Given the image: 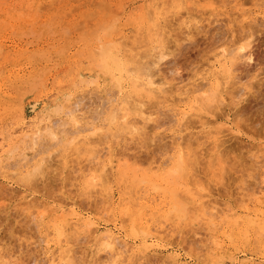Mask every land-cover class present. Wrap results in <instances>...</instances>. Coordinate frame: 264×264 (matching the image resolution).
<instances>
[{"label": "rangeland", "instance_id": "obj_1", "mask_svg": "<svg viewBox=\"0 0 264 264\" xmlns=\"http://www.w3.org/2000/svg\"><path fill=\"white\" fill-rule=\"evenodd\" d=\"M158 2L159 0H0V137L10 129L11 131L16 129L15 134L22 133L19 127L23 115L27 118L29 125L32 124L30 128L26 129L28 134L33 137L36 136L37 142L33 149L29 145L25 149L26 151H23L28 157L23 159L20 156V158L15 156L12 159V162L17 160V166L13 168V171L19 172V175L17 174L7 180L0 177V186L2 185L0 192L5 191L2 192L3 194L0 193V264H59V253L56 245L49 247L45 244L47 239H52V244L55 242L57 238L55 222L57 220L48 222L47 217L42 218V215L40 216L43 212L40 209L45 207L47 213L44 214L49 215L52 209L58 208L65 202L71 205L74 201L78 203L83 201L86 207L91 206L92 209L89 207L91 216L104 225L106 222L107 228L117 229L118 225V228H123L124 234H131L134 229L137 236L132 235L131 241L125 247L119 245L115 250L113 248L116 246H106L102 241L96 240V236H99L106 228L91 234L92 236L87 232L75 233L76 236H73L76 237V244L74 242L73 246L75 248L74 261L70 263L68 260L66 264H117L116 262L118 264H172L165 257L171 254V250L174 252L180 247L184 255L205 264H231L233 258L238 261L248 258H257V261H260L258 258H264V238L261 239L262 241L259 240L257 233H254L256 228L252 229L248 223L242 222L238 223L240 226L235 223L228 228H220L221 230L218 229L215 233L210 221L204 217L205 214H200L203 210L197 209L196 211L199 213H196L195 209L191 210L193 206L189 203V199L185 198L187 195L185 187L180 184L177 185L174 178L171 177V180L165 177L170 170L169 168L173 167V162L177 160L173 157L176 148L165 153L161 149L159 150V148L177 144L181 140L184 141L183 145L187 144V153L190 155L189 161L192 159L194 161V165L189 164V169L192 166L195 168L191 170L197 169L196 175L189 170L188 181L192 185L189 184V186L191 188L197 187L195 184L200 178L199 183L204 185V188L201 184L198 188H201L199 190H202V194L206 196L209 194L208 197L211 200L207 203L209 211H214L213 208L218 212L227 211L230 206L243 216L246 206L251 209L264 210V0H171L165 6H158ZM257 17L258 19H256ZM155 23L159 25L157 27L162 28L163 34H165L166 29L167 38L162 36V42L166 39L161 46L160 42L158 44L159 39L154 37ZM236 24L239 26L237 27ZM110 27L112 28L110 29ZM166 27H169L168 30ZM234 29H236L235 34L231 32ZM121 34L126 35V38L120 39L122 44L128 47L126 53L134 54H131L132 57L128 55L130 58L128 65L130 64L131 70H135L131 66L135 67L136 63H138V69L145 64L147 66L145 65L144 68L147 70L149 67L155 66L149 70V74L152 71L149 78L154 80V84L148 87L150 92L146 93L148 90L141 92L140 88L134 89L131 79L136 78V73L133 72L129 76L124 75L120 86L111 79L110 75L104 74L98 66L101 59V48L106 46L110 40L119 39ZM136 37L138 39L140 37V41H136ZM125 42L126 44H124ZM234 42H236V47L246 44L248 50L254 54V62L248 64L242 56H238L241 54L235 55L232 58L234 61L232 66L237 65L238 67H235L232 77L228 79L232 84L237 80L235 84L232 85L228 82L231 84L227 85L226 92H228H225L226 94L218 101L209 102L212 104L211 109H191L192 100L198 99L200 96L197 94L196 97V93H203L208 89L212 90L215 86V80H213L215 74L211 72L214 69L212 66L215 62L214 58L220 53L221 48H235ZM134 48L135 51H133ZM164 48H169L166 49L168 52ZM142 50L143 52H141ZM159 50L161 52L158 53ZM135 55L137 56L135 57ZM134 57L135 59L132 61ZM143 72L140 73L142 76L139 81L144 80L145 71ZM203 73L205 74L203 75ZM81 78H97L98 81L95 84L85 85L79 81ZM159 82L160 84H158ZM203 84L204 87L201 86ZM145 88L147 89V87ZM158 91L160 95L165 94L164 97L158 95ZM128 94L131 96L129 97ZM69 95L71 98L68 99ZM123 97H128L127 100L129 99L130 102L126 103L129 109L123 108L126 106V104L124 105L125 101H121L124 99ZM166 97L167 99H164ZM139 99L142 101H138ZM56 104L68 105L70 106H67L68 109H71L72 112L69 111L64 114L62 111V114L52 115L51 120L44 121L40 126L45 127L47 123H50L58 135L59 130H64L62 134H68L66 140L72 137L77 139L75 148L68 147L62 142L56 143V140L45 134V128L41 131L42 138L40 137V139L38 136L40 131H37L38 126L32 121L42 114H46ZM138 104L140 106L142 104L143 107L136 108L139 107ZM125 110L128 112V116L126 115L128 119L124 123L134 124L132 128L137 133L139 132L138 134L133 132L134 129L129 130L130 126L126 128V125L122 124L124 120L123 111ZM113 111L118 113V123L115 124H111L109 119ZM208 111L210 114H207ZM201 116H204L203 119L209 123L204 122ZM68 117L75 118L78 126L81 127L76 126L77 124L74 125ZM77 118L81 119L78 120ZM148 118L149 123L146 122ZM154 118L156 124H160L159 126L154 124ZM52 120L53 122H51ZM140 120L143 123H140ZM161 120L164 122L162 123ZM151 121L154 122V125ZM85 123L86 126L87 124L90 125L85 127ZM221 123H226L228 128L230 125L231 129H225L226 126H222ZM143 124L145 127L149 125L146 127L148 129H145ZM121 125L125 127V130ZM150 125L153 126V130L150 129ZM155 125L158 128L154 127ZM77 127L82 128V130L78 129L79 133L76 132ZM96 128L98 129L96 130ZM65 129L68 133L65 132ZM73 130L75 131L73 132ZM117 130L118 133L121 132L120 134L117 133L118 136L116 135ZM209 130L214 132L210 133ZM96 131H99L98 133L101 135L97 134ZM130 131H132L131 135H129ZM91 132L98 136L92 134V137ZM218 133L219 136H221L220 134L222 136L219 137ZM62 134L59 141L60 138L62 139ZM106 134L108 140H106ZM190 134L191 137L188 136ZM30 138H28V142H30ZM39 141L41 142L39 143ZM218 142L222 143V148ZM43 145L47 150L43 148ZM191 145L195 147L196 151ZM83 147L92 151L88 152ZM57 150L59 151L57 152ZM191 150L195 152L193 153ZM108 152H111L112 157V154L115 153L118 155L121 153L129 154L132 156H130L132 160L130 159L127 163L121 162L122 164L119 161H113V165H111L110 160L106 158V156L108 159L111 158L108 156ZM34 153L38 155L34 156ZM92 154L94 155L92 156ZM148 155L151 160L148 162L149 166L148 163H145L146 165L142 163V165L135 160ZM29 156H34L30 159L33 160L30 161L32 164L28 161ZM191 157H197L199 160L196 159L197 161H195V158ZM42 158L46 160H44L45 169H43L45 176L42 172V175L36 179L38 181L32 182L30 179H25L33 165L36 162L40 163ZM153 158H157L154 164H152ZM23 161H27L25 165L28 167L24 165ZM163 161L167 164L166 169L169 170L160 175V171H155V169ZM101 165L110 167L108 169L110 178H107L111 183H104V185L102 183L104 179L101 178L102 181L101 179L96 181V187V185L90 184V177H92L91 173L94 172L92 170L96 166L102 167ZM69 167L71 168L69 169ZM151 167L155 169H151ZM123 169L125 175L122 173ZM156 175L158 176L155 177ZM142 176L150 182H139L137 178L140 177L141 179ZM19 178L20 180H18ZM142 186L141 191L147 197L144 199L145 201L156 197L152 204L150 202L151 205L148 203V207L146 205L144 207V200H134L136 191ZM258 187L262 189H258ZM256 194L258 195L255 197ZM183 197L187 207H191H188L187 211L180 212V202L183 204L181 199ZM57 198H62V200ZM253 198L255 199L254 202ZM121 199L123 200L121 201ZM90 203L92 204L90 205ZM38 204L45 205L39 206ZM49 204L53 205V208ZM152 208L157 210L152 211ZM86 209L88 210V208ZM126 209H129L127 214ZM133 212V217L138 218L136 223H133L134 218L131 216ZM145 213L152 218L151 222L168 225L169 234L163 243L169 244V250L164 252L151 250L147 253H140V246L145 244L140 237L141 233L146 230L147 223H143V225L139 217ZM49 232L51 233L50 236L46 237ZM39 238H42V241ZM215 240L219 241L222 246H216ZM129 259L134 262L137 260V262H131ZM60 264L62 263L60 262Z\"/></svg>", "mask_w": 264, "mask_h": 264}, {"label": "bare ground", "instance_id": "obj_2", "mask_svg": "<svg viewBox=\"0 0 264 264\" xmlns=\"http://www.w3.org/2000/svg\"><path fill=\"white\" fill-rule=\"evenodd\" d=\"M171 0H159V2H158V6H161V5H166L168 2H170ZM38 5V4H37ZM40 5H41V3H40ZM169 5V4H168ZM167 5V6H168ZM155 8V7H154ZM173 9H174V7H173ZM237 9V8H236ZM106 11V10H105ZM158 12V11H157ZM244 12V11H243ZM246 13L248 12V11H245ZM107 13V12H106ZM231 13V12H230ZM248 13H250V12H248ZM161 14V13H160ZM191 14V13H190ZM190 14H189V16H190ZM244 14V13H243ZM252 14V13H251ZM230 15V14H229ZM247 15V14H246ZM249 15V14H248ZM259 15V14H258ZM192 16V15H191ZM231 16V15H230ZM238 16V15H237ZM257 16V15H256ZM192 17H194V16H192ZM240 17V16H239ZM249 17V16H248ZM157 18H158V16H157ZM160 18V17H159ZM253 18V17H252ZM260 18V17H259ZM166 19V18H165ZM238 19V18H237ZM256 19H258V17L256 18ZM161 20V19H160ZM233 20V19H232ZM231 20V21H232ZM248 20V19H247ZM155 21H156V19H155ZM246 21V20H245ZM250 22V21H249ZM249 22H248V24H249ZM156 23H158V22H156ZM156 23H155V25H156ZM167 23V22H166ZM240 23V22H239ZM159 24V23H158ZM157 24V25H158ZM247 24V25H248ZM252 24V23H251ZM104 25V24H103ZM108 25V24H107ZM157 25L155 26L156 28H154V29H156V32H155V34H154V37H156V38H158L159 39V41H158V44H159V42H160V46H161V44H164L163 42H164V40L167 38L166 37V29H165V34H163V32H162V28H160V27H157ZM234 25V24H233ZM237 25V24H236ZM246 25V24H245ZM159 26V25H158ZM160 26H161V24H160ZM165 26V25H164ZM163 26V27H164ZM239 25H237V27H238ZM249 26V25H248ZM199 27V26H198ZM250 27V26H249ZM112 27H110V29H111ZM142 28V27H141ZM165 28V27H164ZM167 28V27H166ZM169 28V27H168ZM168 28H167V30H168ZM236 28V27H235ZM245 28V27H244ZM251 28V27H250ZM139 29V28H138ZM143 29V28H142ZM150 29V28H149ZM243 29V28H242ZM241 29V30H242ZM247 29V28H246ZM240 30V29H239ZM238 30V31H239ZM245 30V29H244ZM243 30V31H244ZM108 31V30H107ZM139 31V30H138ZM137 31V32H138ZM141 31V30H140ZM164 31V30H163ZM245 31H248V30H245ZM113 32V31H112ZM136 32V33H137ZM169 32V31H168ZM231 32H233L234 34H235V32H236V29H234V30H232ZM232 33V34H233ZM246 33V32H245ZM131 34H133V33H131ZM130 34V35H131ZM152 34H153V32H152ZM170 34V33H169ZM169 34H167L168 36H169ZM242 34V33H241ZM122 35V34H121ZM129 35V36H130ZM137 35H138V33H137ZM164 35V36H163ZM128 36V37H129ZM133 36H135L134 34H133ZM166 37L164 40H163V42H162V39H163V37ZM236 36V35H235ZM132 37V36H131ZM142 37V36H141ZM162 37V38H161ZM244 37H245V35H244ZM123 38H126V35H122V36H120V38L119 39H112V40H110L109 42H107V45L106 46H104L103 48H101V51H100V55H101V59H100V62H99V64H98V66L101 68V70L103 71V73L104 74H107V75H110V77H111V79L113 80V81H115L118 85H120L121 86V82L123 81V79H124V75H132V73L134 72V73H136L137 74V76H136V78H133V79H131V81L133 80V87H134V89H141V92H145L146 90H148V87H151L153 84H154V80L153 79H151V78H149V76L150 75H152V71H150V74H149V70L150 69H152L153 67H155V66H153L152 68L151 67H149V66H151V65H149L147 68H148V70L146 69V68H144L145 67V65L142 67V66H140V68L138 69V63H136V65H135V63H134V65H135V67L134 66H131V67H133V68H135V70H131V68L129 67V65H128V60L130 59L129 57H128V55H130L131 57L134 55L133 53H129V54H127L126 53V51H127V49H128V47L126 46V45H123L122 44V41H120V39H123ZM134 38V37H133ZM132 38V39H133ZM137 38V37H136ZM155 38V39H156ZM236 38H238V37H236ZM142 39V38H141ZM171 39V38H170ZM233 39H234V36H233ZM232 39V40H233ZM136 41H140V37H139V39L137 38V39H135ZM231 40V39H230ZM235 40V39H234ZM239 40H241V39H239ZM236 41H238V40H236ZM124 42V41H123ZM128 42V41H127ZM135 42V41H134ZM235 43L236 42H234V46H235ZM124 44H126V42L124 43ZM128 44V43H127ZM147 44V43H146ZM131 45V44H130ZM133 45V44H132ZM141 45V44H140ZM222 45V44H221ZM233 46V45H232ZM231 46V47H232ZM233 46V47H234ZM163 47V46H162ZM167 47H169L168 45H167ZM224 47V46H223ZM131 48H133V46H131ZM136 48V47H135ZM135 48H134V50L133 51H135ZM139 48V47H138ZM141 48H142V46H141ZM158 48V47H157ZM161 48V47H160ZM229 48V47H228ZM165 49V48H164ZM166 49H169V48H166ZM165 49V50H166ZM222 49V48H221ZM220 49V53L218 54V55H216V58H214L215 59V62H213V64H212V66L214 67V69H213V71H211V72H213L214 74H215V79H213V80H215V86H213L214 88L211 90H209L208 89V91H206V92H204L203 91V93H201V92H199V93H196V97L198 96L197 94H200V96L198 97V99L196 98V99H193L192 100V104L190 105V107H191V109H199V110H202V109H208V108H210L211 109V105L212 104H210L209 102H215V101H218L220 98H222L223 96H224V94H226L227 92H226V89H227V85H231L232 83L228 80L230 77H232V73H233V71L235 70V67L237 66H232L234 63V61L232 60V58L235 56V55H238V54H241V55H238L239 57L240 56H242L243 57V59H244V61L245 62H247L248 64L249 63H252V62H254V54H253V52L251 51V50H248V48H247V46H246V44H244V45H240V46H238V47H236L235 46V48H233V49H227V48H223L222 50ZM167 51V50H166ZM166 51H165V53H166ZM141 52H143V50L141 51ZM159 52H161L160 50L158 51V53ZM168 52V51H167ZM136 53V52H135ZM139 53V52H138ZM137 53V54H138ZM131 54H133V55H131ZM162 54V53H161ZM167 54V53H166ZM165 54V55H166ZM138 55H140V54H138ZM159 55V54H158ZM164 55V54H163ZM162 55V56H163ZM215 55V54H214ZM137 55H135V57H136ZM135 57L132 59V61L135 59ZM141 57H143V56H141ZM145 57V56H144ZM157 57V56H156ZM164 57V56H163ZM162 57V60L164 59ZM238 57V58H239ZM161 58V57H160ZM166 58V57H165ZM237 58V59H238ZM235 59V58H234ZM141 60V59H140ZM148 60V59H147ZM136 61V60H135ZM242 61V60H241ZM139 62V61H138ZM144 63V62H143ZM143 63H141L142 65H143ZM145 63H147V62H145ZM148 64H149V62H148ZM205 64H207L206 62H205ZM242 64V63H241ZM140 65V64H139ZM207 65H209V64H207ZM238 65H240V64H238ZM247 65V64H246ZM147 66V65H146ZM137 67V68H136ZM208 67V66H207ZM238 67V66H237ZM157 68V67H156ZM246 68V67H245ZM146 69V70H145ZM155 69V68H154ZM141 70V71H140ZM157 70V69H156ZM206 70V69H205ZM204 70V71H205ZM143 71H145V76L143 75V81H139V78H141V76L142 75H140V73L141 72H143ZM147 71V72H146ZM207 71V70H206ZM205 71V72H206ZM139 72V73H138ZM102 73V72H101ZM144 73V72H143ZM142 74V73H141ZM205 73H203V75H204ZM210 74V73H209ZM156 74L154 73V76H155ZM207 75V74H206ZM205 75V76H206ZM233 75H236V74H233ZM104 76V75H103ZM153 76V77H154ZM127 77V76H126ZM131 77V76H130ZM151 77V76H150ZM214 78V77H213ZM82 79V78H81ZM79 80V81H81V83H84L85 85L86 84H95V83H97V81H98V79L97 78H84V79H82V80ZM199 79V78H198ZM111 80V81H112ZM237 81V80H236ZM235 81V82H236ZM228 82H230L231 84H228ZM234 82V81H233ZM235 82L232 84V85H234L235 84ZM198 83V82H197ZM196 83V84H197ZM207 83V82H206ZM206 83H205V85H206ZM158 84H160V82L158 83ZM201 86H203L204 87V84L203 85H201ZM201 86H198V87H201ZM145 87H147V89L145 88ZM154 87V86H153ZM196 87H197V85H196ZM249 87V86H248ZM160 88H161V86H160ZM163 88V87H162ZM120 89V88H119ZM164 89H166V88H164ZM188 89V88H187ZM190 89V88H189ZM196 89V88H195ZM172 90V89H171ZM185 90H186V88H185ZM110 91H111V89H110ZM162 91V90H161ZM167 91V90H166ZM166 91H165V93H166ZM190 91V90H189ZM193 91H195L194 89H193ZM196 91H197V89H196ZM232 91V90H231ZM234 91V90H233ZM243 91V90H242ZM126 92V91H125ZM147 92H150L149 90L148 91H146V93ZM152 92H153V90H152ZM151 92V93H152ZM172 92V91H171ZM226 92V93H225ZM230 92V91H229ZM235 92V91H234ZM238 92H241V91H238ZM238 92H237V94H238ZM109 93V92H108ZM158 95H160V92L158 91ZM169 93V92H168ZM243 93V92H242ZM111 94V93H110ZM164 94V93H163ZM178 94V93H177ZM188 94H189V92H188ZM229 94V93H228ZM165 95V94H164ZM164 95H160V96H163L164 97ZM181 95V94H180ZM111 96V95H110ZM123 96H126V95H124L123 94ZM128 96L130 97L131 95H129L128 94ZM176 96V95H175ZM174 96V97H175ZM194 96V95H193ZM157 97V96H156ZM159 97V96H158ZM68 99L69 98H71V95H69L68 97H67ZM75 98H77V97H75ZM111 98V97H110ZM124 99L123 100H121V101H125V103H124V105L126 104V106H124L123 108L125 109V107L127 108V109H129V107L127 106L128 104L126 103V102H130V101H128L127 100V98L128 97H123ZM154 98H155V96H154ZM161 98V97H160ZM105 99V98H104ZM162 99V98H161ZM164 99H167V97L166 98H164ZM174 99V98H173ZM180 99V98H179ZM185 99V98H184ZM74 100H76V99H74ZM81 100V99H80ZM127 100V101H126ZM134 100H137V99H134ZM141 99H139L138 101H140ZM171 101H172V99H170ZM178 99H177V97H176V101H177ZM115 101H116V99H115ZM132 101V100H131ZM142 101V100H141ZM183 101V100H182ZM70 102V101H69ZM82 102V101H81ZM108 102V101H107ZM122 102V103H123ZM221 102H222V100H221ZM74 103V102H73ZM118 103V102H117ZM137 103V102H136ZM140 103V102H139ZM142 103V102H141ZM78 104H79V102H78ZM144 105H145V103H143ZM156 104V103H155ZM168 104V103H167ZM221 104V103H220ZM118 105H120V104H118ZM122 105V104H121ZM139 105V104H138ZM171 105V104H170ZM214 105V104H213ZM68 106V105H67ZM65 106L64 104H56L55 106H53L46 114H42L41 116H39V117H37V118H35L32 122L36 125V126H38L36 129H37V131H40V133H39V138L41 137V135H42V133H41V131L43 130V128H45V134L46 135H48L49 137H51V139H53V140H56L55 142L57 143V142H59V143H65V145L66 146H71V148H75V146H76V138L75 137H72V138H70V139H68V140H66V138H67V135L68 134H66V133H63L62 134V131H64V130H59L60 132H59V135L55 132L56 130H54V129H52V127L50 126V123H47L46 124V126L45 127H41L40 125L44 122V121H48V120H51V116L52 115H57V114H60L62 111L64 112V114H67V112H69L70 110L68 109V107H70V106ZM132 106V105H131ZM135 106H137V105H135ZM154 106V105H153ZM216 106V105H215ZM83 107V106H82ZM134 107V106H133ZM141 107H143L142 106V104H141V106L139 105V107H136V108H138V109H140ZM172 107V106H171ZM132 108V107H131ZM159 108V107H158ZM167 108V107H166ZM74 109V108H73ZM75 109H77V108H75ZM84 109V108H83ZM115 109V108H114ZM113 109V110H114ZM142 109H144V108H142ZM141 109V110H142ZM216 109V108H215ZM239 109V108H238ZM151 110V109H150ZM154 110H156V109H154ZM175 110V109H174ZM240 110V109H239ZM147 111V110H146ZM204 111V110H203ZM206 111V110H205ZM214 111H217V110H214ZM72 111H70V113H71ZM78 112V111H77ZM122 112V111H121ZM124 112V116H123V118H124V120H123V118H122V120H123V123H122V121H121V123L124 125L125 123V121H127V119L128 118H126L127 116H128V112L125 110V111H123ZM155 112V111H154ZM153 112V113H154ZM161 112V111H160ZM160 112H158V113H160ZM170 112V111H169ZM178 112V111H177ZM193 112V111H192ZM232 112H233V110H232ZM99 113V112H98ZM101 113H103V112H101ZM126 113V114H125ZM156 113V112H155ZM157 113V114H158ZM217 113V112H216ZM62 114V113H61ZM82 114V113H81ZM118 114V113H117ZM116 113H115V111H113V113L112 114H110V122H111V124H115L117 121H118V115H117ZM177 114V113H176ZM185 114V113H184ZM189 114V113H188ZM193 114V113H192ZM207 114H210L209 113V111L207 112ZM214 114V113H213ZM96 115V114H95ZM99 115V114H98ZM127 115V116H126ZM140 115V114H139ZM152 115H155V114H152ZM178 115V114H177ZM193 115H195V114H193ZM206 115V114H205ZM212 115V114H211ZM210 115V116H211ZM215 115V114H214ZM76 116V115H75ZM75 116H73V117H75ZM78 116V115H77ZM76 116V117H77ZM82 116H83V114H82ZM82 116H80V117H82ZM94 116V115H93ZM133 116V115H132ZM138 116V115H137ZM175 116V115H174ZM187 116V115H186ZM190 116V115H189ZM196 116V115H195ZM135 117V116H134ZM144 117V116H143ZM168 117V116H167ZM172 117V116H171ZM188 117V116H187ZM203 117L204 116H201V118L203 119ZM68 118H70V117H68ZM98 118V117H97ZM130 118V117H129ZM138 118V117H137ZM183 118V120H184V117H182ZM200 118V117H199ZM78 119V118H77ZM81 119V118H80ZM80 119H78V120H80ZM155 119V118H154ZM154 119H153V121H154ZM170 119V118H169ZM187 119V118H186ZM207 119V118H206ZM227 119H228V116H227ZM71 120V122H73V124L75 125V124H77V121H76V119L75 118H70L69 119V121ZM188 120V119H187ZM191 120V119H190ZM199 120V119H198ZM215 120V119H214ZM63 121H65V120H63ZM62 121V122H63ZM129 121V120H128ZM130 121H131V119H130ZM135 121H136V119H135ZM135 121H133V123H135L136 124V122ZM138 121V120H137ZM149 121V118L146 120V122H148ZM172 121V120H171ZM174 121V120H173ZM182 121V120H181ZM186 121V120H185ZM192 121V120H191ZM203 121L204 122H206V120L205 119H203ZM203 121L201 120V122L203 123ZM208 121V120H207ZM51 122H53V120L51 121ZM66 122V121H65ZM89 122V121H88ZM145 122V121H144ZM155 122V123H154ZM154 122H152L151 121V123H152V125H154V124H156V119H155V121ZM161 122H162V120H161ZM164 122V121H163ZM162 122V123H163ZM169 122H170V120H169ZM183 122V121H182ZM194 122V121H193ZM196 122H198V121H196ZM200 122V123H201ZM231 122V121H230ZM68 123V122H67ZM118 123V122H117ZM120 123V124H121ZM126 123H128V122H126ZM138 123V122H137ZM140 123H143L141 120H140ZM149 123V122H148ZM154 123V124H153ZM195 123V122H194ZM194 123L192 124V122H191V124L192 125H194ZM207 123V122H206ZM209 123V122H208ZM207 123V124H208ZM63 124V123H62ZM119 124V125H120ZM139 124V123H138ZM158 124V125H157ZM156 125L157 126H159L160 124L159 123H157ZM165 124V123H164ZM182 124V123H181ZM184 124V123H183ZM206 124V125H207ZM220 124V123H219ZM32 125V124H31ZM31 125H29V122H28V120H27V118L25 117V116H23L22 115V122H21V125H20V129H21V131H22V133H20V134H15V131H16V129L15 130H12L11 131V129L10 130H7V132L6 133H3V136L2 137H0V177H2V179H8V178H10V177H13V176H15V175H17L19 172H16V171H13V168L15 167V166H17V160L15 161V162H12V159L15 157V156H17V157H21V158H23V159H25L26 157H28L27 156V154L25 153V152H23L25 149H27V147L30 145V147H31V149H33L34 148V145L37 143L36 142V136L35 137H33V136H30L29 134H28V130H26L27 128H30V126ZM45 125V124H44ZM64 125V124H63ZM72 125V124H71ZM79 124H77L76 126H78ZM90 124H87V126H89ZM94 125V124H93ZM126 126V128H129V127H127V126H130V128H129V130L130 129H134V128H132V127H134V124L133 125H128V124H125ZM146 125V124H145ZM152 125H150L151 126V128L150 129H152L153 130V126ZM154 126V127H157V126ZM163 125V124H162ZM161 125V126H162ZM221 125L223 126V125H225L226 126V123L225 124H222L221 123ZM220 125V126H221ZM53 126V125H52ZM86 126V123H85V127H87ZM92 126V125H91ZM117 126V125H116ZM136 126H138V125H136ZM135 126V127H136ZM143 126H144V124H143ZM149 126V125H148ZM147 125H146V127H148ZM201 126V125H200ZM203 126V125H202ZM224 126V127H225ZM78 127H81V126H78ZM76 128V132L77 133H79V131H78V129H81L82 130V128ZM121 127H123L122 125H121ZM125 127H123L124 129L123 130H125ZM140 127V126H139ZM145 127V126H144ZM145 127V129H148V128H146ZM180 127V126H179ZM183 127V126H182ZM190 127V126H189ZM195 127V126H194ZM227 127V126H226ZM225 127V129H231L230 128V125H229V128L227 127L226 128ZM54 128V127H53ZM60 128H62V127H60ZM67 128V127H66ZM70 128V127H69ZM89 128H91V127H89ZM119 128V127H118ZM158 128V127H157ZM187 128V127H186ZM198 128V127H197ZM20 129H19V131H20ZM32 129V128H31ZM56 129V128H55ZM68 129V128H67ZM85 129V128H84ZM98 128H96V130H97ZM99 129H101L100 127H99ZM117 129V128H116ZM137 129H139V128H137ZM142 130H143V127L141 128ZM141 129H140V131H141ZM224 129V128H223ZM223 129H221V130H223ZM87 130H89V129H87ZM87 130H85V131H87ZM119 130V129H118ZM118 130H117V132H116V135H117V133H118ZM135 130V129H134ZM133 130V132L134 133H137V131L135 130L134 131ZM216 130V129H215ZM57 131H58V129H57ZM75 130H73V132H74ZM93 131V130H92ZM103 131V130H102ZM127 131V130H126ZM125 131V132H126ZM151 131V130H150ZM209 131H211L210 133H212V132H214V131H212V130H209ZM218 131H219V129H218ZM65 132H67V130L65 129ZM82 132V131H81ZM95 132V131H94ZM97 132V131H96ZM99 132V131H98ZM97 132V134H99ZM104 132V131H103ZM109 132V131H108ZM111 132V131H110ZM124 132V131H123ZM216 132H217V130H216ZM223 132V131H222ZM221 132V133H222ZM35 133V132H34ZM68 133V132H67ZM71 133V132H70ZM105 133V132H104ZM103 133V134H104ZM112 133H113V131H112ZM121 133V132H120ZM120 133H118V134H120ZM131 133H132V131H130V134L129 135H131ZM133 133V134H134ZM139 133V132H138ZM137 133V134H138ZM144 133V132H143ZM147 133V132H146ZM220 133V132H219ZM219 133H218V136H219ZM33 134V133H32ZM61 134H62V139L60 138V141H59V137L61 136ZM92 134H93V132H91V136H92ZM95 134V133H94ZM93 134V135H94ZM97 134H95V135H97ZM108 134H110V133H108ZM123 134V133H122ZM137 134H136V136H137ZM188 134V133H187ZM193 134V133H192ZM217 134V133H216ZM226 134H228V133H226ZM34 135V134H33ZM36 135V134H35ZM99 135H101V134H99ZM135 135V134H134ZM139 135H141V134H139ZM138 135V136H139ZM221 136H222V134H220ZM37 136V137H38ZM98 136V135H97ZM96 136V137H97ZM107 136V134L105 135V137ZM109 136V135H108ZM118 136V135H117ZM188 136H190L191 137V134L190 135H188ZM201 136V135H200ZM217 136V137H218ZM221 136H219V137H221ZM225 136V135H224ZM29 137H31L30 138V142H28L29 141ZM93 137V136H92ZM100 137H102V136H100ZM115 137V136H114ZM134 137V136H133ZM184 137V136H183ZM42 138V137H41ZM40 138V139H41ZM91 138V137H90ZM90 138H87V139H90ZM107 138V137H106ZM105 138V139H106ZM123 138V137H122ZM200 138V137H199ZM97 139V138H96ZM100 139V138H99ZM99 139H98V141H99ZM177 139H178V137H177ZM187 139V138H186ZM226 139V138H225ZM224 139V140H225ZM86 140V139H85ZM102 140V139H101ZM106 140H108V138L106 139ZM181 140V139H180ZM197 140V139H196ZM79 141H81V140H79ZM87 141V140H86ZM186 141V140H185ZM191 141H193L192 139H191ZM41 141H39V143H40ZM54 142V141H53ZM54 142V143H55ZM90 142V141H89ZM120 142V141H119ZM196 142V141H195ZM221 142V141H220ZM228 142V141H227ZM47 143V142H46ZM53 143V144H54ZM56 143H55V146H56ZM84 143V142H83ZM107 143V142H106ZM186 143H187V141H186ZM185 143V144H186ZM190 143V142H189ZM222 143H223V140H222ZM221 143V144H222ZM184 144V141L183 140H181V141H179L177 144H174V145H172V146H167V147H163V148H159V150L161 149V151L163 152V153H165V152H167V151H169V150H171L172 148L174 149V148H176V150H175V154L173 155V157L174 158H177V160H175V162H173V167L171 166L169 169H166V167H167V164L166 163H164V161H163V163H161V164H159V165H157L156 166V168L157 169H155V168H153V167H151V169H155V171L157 170V171H160V175H161V173H163L164 171H166V170H169L168 171V174H167V176H165V177H167V178H170L171 179V177H172V179L174 178L175 179V182L177 183V185L178 184H180V185H182V186H184L185 187V190H186V199H189V203L193 206V208H191V210L192 209H195V212L197 213L198 211H196L197 209H201V211L202 212H200V214L201 213H204L205 214V216L204 217H206V220L208 219L209 221H210V225L211 226H213L214 228V230H215V233H216V231H218V229H222V228H228V227H230V226H232V224H238V223H248V226H250V228H252V229H255L254 231V233H257V235H258V237L260 238L259 240L260 241H262L261 239L262 238H264V210H260V209H251L249 206L247 207L246 205V209H245V215H240L239 214V212L238 211H234L232 208H230V206L228 207V209H227V211H222V212H218L217 210H215L214 208H213V210L214 211H209V209H207V206H208V204L207 203H209V201L211 202V200H209V197H208V195L206 196V195H204V194H202L201 193V191L199 190V188H198V186H200V184L201 183H199V180H200V178H199V180H198V182H196L197 184H195L197 187H193V188H191L190 186H189V181H188V174H189V170L190 171H193L192 173H195V175H196V170L194 171V170H191L192 168H195V166H192V168L191 169H189V164H193L194 165V161H193V159L191 160L192 161V163H191V161H189V156L190 155H188V153H187V147H186V145H183ZM220 143L218 142V145H219ZM221 144H220V147H221ZM37 145V144H36ZM36 145H35V147H36ZM52 145V144H51ZM91 145V144H90ZM113 145H114V143H113ZM166 145V144H165ZM215 145V144H214ZM44 146L45 145H43V148H44ZM53 146V145H52ZM87 146V145H86ZM186 147V149H185V147ZM189 146V145H188ZM192 146V145H191ZM195 146V145H194ZM215 146H217V145H215ZM39 147V146H38ZM88 147H89V145H88ZM193 147V146H192ZM42 148V149H43ZM51 148V147H50ZM84 149H86L88 152H90V151H92L91 149H87V147H83ZM104 148V147H103ZM102 148V149H103ZM112 148V147H111ZM190 148V147H189ZM195 147H193V149H194ZM210 148V147H209ZM217 148V147H216ZM222 148V147H221ZM224 148V147H223ZM45 150H47L46 149V147L44 148ZM61 149V148H60ZM59 149V150H60ZM191 149V148H190ZM219 150H220V148H218ZM59 150H57V152L59 151ZM62 150V149H61ZM60 150V151H61ZM195 150V149H194ZM213 150V149H212ZM224 150V149H223ZM26 151V150H25ZM34 151V150H33ZM40 151V150H39ZM63 151V150H62ZM65 151V150H64ZM193 153L196 151H193V150H191ZM217 151V150H216ZM36 152V151H35ZM41 152V151H40ZM107 152V151H106ZM128 152V151H127ZM162 152H161V154H162ZM101 153H103V152H101ZM114 153V152H113ZM129 153V152H128ZM193 153H191V154H193ZM210 153V152H209ZM221 153V152H220ZM219 153V154H220ZM44 154V153H43ZM49 154H53V153H49ZM61 154H63V153H61ZM86 154V153H85ZM90 154V156H91V153H89ZM95 154H96V152H95ZM104 154V153H103ZM106 154V153H105ZM107 154H109L108 156H111V152H108ZM131 154V153H130ZM196 154V156H197V153H195ZM218 154V155H219ZM34 156L35 155H38V154H36V153H34L33 154ZM56 155V154H55ZM94 154H92V156H93ZM100 155V154H99ZM113 155V157L111 156V158L110 159H108V157L106 156V158H107V160H110V162L112 163L111 165H113V161H119L120 163L121 162H123V163H127L128 161H130V159H131V155H127V154H120V155H118V154H112ZM157 155V154H156ZM221 155V154H220ZM34 156H29L30 158L28 159V161H29V163H30V161H33V160H30L31 158H34ZM64 156V155H63ZM79 156V155H78ZM131 156V157H130ZM260 156V155H259ZM19 157V158H20ZM48 157V156H47ZM46 157V158H47ZM154 157V156H153ZM157 157V156H156ZM160 157V156H159ZM211 157V156H210ZM45 158V157H44ZM44 158H42V161H39L40 163H38V162H36L34 165H33V168L27 173V178H25V179H30L32 182L33 181H38V180H36V179H38L37 177L39 176V175H42L41 173L43 172V174H44V171H43V169H45V167H44V165H45V159ZM49 158H50V156H49ZM67 158H71V157H67ZM93 158V157H92ZM155 158V157H154ZM153 158V159H154ZM168 158V157H167ZM170 158V157H169ZM172 158V157H171ZM191 158H195V157H191ZM190 158V159H191ZM218 158V157H217ZM26 159V160H27ZM99 159V158H98ZM157 159V158H156ZM156 159H154V160H152V164H154L155 162V160ZM197 157L194 159L195 161H197V160H199V159H197ZM19 161H20V159H18ZM38 160H39V158H38ZM45 160V161H44ZM72 161H73V158L71 159ZM92 160V159H91ZM94 160H96V159H94ZM106 160V159H105ZM106 160V161H107ZM132 160V159H131ZM136 160V162H139L140 164H147L148 162H150L151 160H150V156L148 155V156H146V157H144V158H137V159H135ZM18 161V162H19ZM36 161V160H35ZM75 161V160H74ZM93 161V160H92ZM99 160H97V162H98ZM102 161V160H101ZM104 161V160H103ZM167 161V160H166ZM24 162V165L25 164H27V161L25 162V161H23ZM22 162V163H23ZM95 163H96V161H94ZM261 162V161H260ZM21 163V162H20ZM73 163V162H72ZM72 163H70V164H72ZM94 163V164H95ZM99 163V162H98ZM104 163H105V161H104ZM118 163V162H117ZM257 163V162H256ZM262 163H263V161H262ZM30 164H32V163H30ZM51 164V163H50ZM70 164H69V166H70ZM110 164V163H109ZM122 164V163H121ZM142 164V165H143ZM145 164V165H146ZM166 164V165H165ZM258 164V163H257ZM18 165L20 166V164L18 163ZM62 165V164H61ZM66 165V164H65ZM75 165V164H74ZM97 165V164H96ZM119 165V164H118ZM169 165V164H168ZM195 165H196V162H195ZM26 167H28L27 165H25ZM102 166V165H101ZM125 166V165H124ZM148 166H149V163H148ZM155 166V165H154ZM166 166V167H165ZM48 167V166H47ZM76 167V166H75ZM95 167V166H94ZM122 167V166H121ZM21 168V167H20ZM23 168H25V167H23ZM68 168V167H67ZM71 167H69V169H70ZM83 168V167H82ZM110 167L108 166V165H103L102 167H99V166H96L95 168H94V170H92V171H94V172H92L91 174H92V177H90V184H93V186H95L96 185V187H97V182L96 181H98L99 179H104L103 180V184L104 183H108L110 180H108V178H110L109 176H108V174H109V172H108V169H109ZM125 168V167H124ZM16 169H17V167H16ZM22 169V168H21ZM73 169V168H72ZM92 169V168H91ZM24 171V170H23ZM80 171V170H79ZM83 171V170H82ZM134 171H136V170H134ZM154 171V170H153ZM89 172V171H88ZM91 172V171H90ZM89 172V173H90ZM121 172V171H120ZM143 172V171H142ZM167 172V171H166ZM198 172V171H197ZM122 173H124V169L122 170ZM136 173V172H135ZM155 173V172H154ZM20 174V173H19ZM18 174V175H19ZM73 174V173H72ZM67 175H68V172H67ZM79 175V174H78ZM124 175H125V173H124ZM153 175V174H152ZM155 175V174H154ZM153 175V176H154ZM199 175V174H198ZM25 176V177H26ZM44 176H45V174H44ZM66 176V175H65ZM74 176V175H73ZM76 176V175H75ZM158 175H156L155 177H157ZM192 176H193V174H192ZM104 177V178H103ZM108 177V178H107ZM143 178H141L140 179V177L139 178H137V179H139V182H141V183H149L150 181H148L144 176H142ZM146 177H147V175H146ZM194 177V176H193ZM192 177V178H193ZM198 177V176H197ZM15 178V177H14ZM76 178V177H75ZM148 178V177H147ZM202 178V177H201ZM13 179V178H12ZM22 179H23V176H22ZM102 179H101V181H102ZM134 179H136V178H134ZM171 179V180H172ZM18 180H20V178L18 179ZM194 180H195V178H194ZM264 180V179H263ZM67 181V180H66ZM100 181V180H99ZM201 181V180H200ZM25 183V182H24ZM31 183V182H30ZM37 184H38V182H36ZM109 183H111V182H109ZM138 183V182H137ZM171 183V182H170ZM175 183V184H176ZM2 184V183H1ZM33 184V183H32ZM88 184V183H87ZM103 184H102V186H103ZM155 184V183H154ZM153 184V185H154ZM173 184V183H172ZM174 184V185H175ZM204 184V183H203ZM34 185H35V183H34ZM48 185V184H47ZM73 185V184H72ZM105 185V184H104ZM191 185V184H190ZM262 185V184H261ZM2 186V185H1ZM1 186H0V190H1ZM28 186V185H27ZM35 186H37V185H35ZM108 186V185H107ZM192 186V185H191ZM201 186L204 188V185H202L201 184ZM41 187V186H40ZM43 187V186H42ZM157 187V186H156ZM160 187V186H159ZM260 187V186H259ZM258 187V189H262V188H259ZM262 187V186H261ZM5 188V187H4ZM154 188V187H153ZM202 188V189H203ZM143 189V186L142 187H140L137 191H136V197H135V199L134 200H144V199H147V197H146V194H143V191H141ZM156 189V188H155ZM201 189V188H200ZM206 189V188H205ZM256 189V188H255ZM134 190V189H133ZM165 190V189H164ZM174 190V189H173ZM4 191V190H3ZM3 191H1L0 193H2ZM7 191H8V189H7ZM6 191V193H8ZM177 191V190H176ZM259 191V190H258ZM258 191H256V192H258ZM261 191H263V190H261ZM5 192V191H4ZM171 192V191H170ZM174 192H175V190H174ZM5 193V194H6ZM89 193V192H88ZM204 193V192H203ZM206 193H209V192H206ZM253 193H254V191H253ZM3 194V193H2ZM11 194V193H10ZM9 194V195H10ZM255 194V193H254ZM253 194V195H254ZM7 195V194H6ZM258 194H256L255 195V197L257 196ZM182 197V196H181ZM54 199H56V198H54ZM57 199H60V198H57ZM149 199V198H148ZM182 200L184 199V197L183 198H181ZM180 199V201H182ZM60 200H62V198L60 199ZM106 200V199H105ZM108 200H110V199H108ZM123 199H121V201H122ZM133 200V201H134ZM156 200V197L155 198H151V199H149V200H147V201H143L144 203H143V205H144V207H145V205H146V207H148V205L150 204V202H151V204H152V202L153 201H155ZM179 200V199H178ZM254 198H253V202H254ZM54 201V200H53ZM107 201V200H106ZM129 201V200H128ZM179 201V202H180ZM187 201V200H186ZM35 202V201H34ZM43 202V201H42ZM61 203H62V201H60ZM70 202V201H69ZM89 202V201H88ZM124 202V201H123ZM140 202V201H139ZM142 202V201H141ZM251 202H252V199H251ZM251 202H249V204H251ZM40 203V202H39ZM58 203V202H57ZM92 203H93V201H92ZM92 203H90V205L92 204ZM110 203V202H109ZM131 203H133V202H131ZM149 203V204H148ZM182 202H180V209L179 210H181L180 212H182V211H187L189 208L188 207H191V206H188L187 207V205H186V203H185V201L183 200V204H181ZM185 203V204H184ZM188 203V202H187ZM60 204V203H59ZM70 204V203H69ZM150 204V205H151ZM190 204H188V205H190ZM34 205V204H33ZM32 205V206H33ZM36 205V204H35ZM39 205V204H38ZM38 205H37V207H38ZM40 205H42V204H40ZM39 205V206H40ZM45 205V204H44ZM44 205H42V206H44ZM49 205H51V204H49ZM56 205V204H55ZM142 205V206H143ZM184 205H186V206H184ZM41 206V207H42ZM52 206V208H53V205H51ZM130 207H131V205H129ZM252 206V205H251ZM36 207V206H35ZM48 207V206H47ZM89 207H91V206H89ZM89 207H86V204L85 203H83V201H82V203L80 202V203H78L77 201H74L73 202V204H71V205H68V204H66V202H65V204L63 203V205H60L58 208H54V210L52 209V212H50V214L49 215H47V214H44V213H47V212H45L46 211V208H45V210H42V209H44L43 207H42V209H40V211H43L42 212V214H40V216L42 215V218L43 217H47L48 219H49V221L48 222H50V221H56L55 222V225H56V228H55V231H56V236H57V238L55 239V242L52 244L51 243V241H52V239H47L46 240V242H45V244L46 245H49V247H51V246H53V245H56V247H57V251H58V257H59V259L58 260H60V262L62 263V264H66V262L68 263V260H70L69 262L71 263V262H73L74 261V242H75V238L73 237V236H76V234H79L80 232H87V233H89L90 235L91 234H95V233H97L99 230H101L102 228H106L102 233H100V235L99 236H96V240H98L99 242H103V243H105L106 244V246L108 245V246H110V247H113V246H116V247H114L113 249H115L116 250V248L117 247H119V245H122V246H120V247H125V245H127L130 241H131V237H132V235L134 236H137L135 233H137V232H135L134 231V229H133V232L131 233V234H124L123 233V228H118V225H117V229L115 228V229H109V227L107 228V226H108V224L105 222V225L104 224H102L100 221H96V220H94V218L91 216V214L89 213ZM128 207V206H127ZM126 207V208H127ZM48 208H50V206L48 207ZM86 208H88V210L86 209ZM143 208V207H142ZM252 208H254V207H252ZM91 209H92V207H91ZM130 209V208H129ZM129 209H126V214H127V212L129 213ZM147 209V208H146ZM150 209V208H149ZM199 209V210H200ZM244 209V208H243ZM38 210V209H37ZM156 211L157 209H155V208H152V211ZM177 210V209H176ZM39 211V212H40ZM141 211V210H140ZM190 211V210H189ZM33 212L31 211V214H32ZM36 213V212H35ZM140 213V212H139ZM138 213V214H139ZM199 213V212H198ZM38 214V215H39ZM188 215V214H187ZM203 215V214H202ZM32 216H33V214H32ZM35 216V215H34ZM131 216L133 217L134 216V212L133 213H131ZM139 216H140V214H139ZM138 216V217H139ZM35 217H38L37 215L35 216ZM204 217H203V219H204ZM40 218V217H39ZM41 218V219H42ZM134 218V217H133ZM140 218H141V223L143 224V223H147L146 224V226H145V228H146V230H144L143 231V233H141L142 235H141V239L143 240V243H145V244H143V245H141L140 246V253H147V252H149V251H151V250H158V251H160V252H164V251H166V250H169V248H168V245L167 244H164L163 242L164 241H166V237H168V234H169V230H168V225H166V224H160V223H156V222H151V220H152V218H150L146 213L145 214H143V216L142 217H139V220H140ZM37 221V220H36ZM117 221V220H116ZM136 221L138 222V218H134L133 219V223L135 222L136 223ZM36 223V222H35ZM38 223H40V222H38ZM38 223H37V225H38ZM119 223H120V221H119ZM140 223V222H139ZM231 223V224H230ZM44 225V224H43ZM133 225V224H132ZM135 225V224H134ZM144 225V224H143ZM239 226H240V224H238ZM42 226V225H41ZM121 226V225H120ZM245 226H246V224H245ZM32 227V226H31ZM170 227V226H169ZM245 228V227H244ZM220 229V230H221ZM243 229V228H242ZM168 230V231H167ZM246 230H247V228H246ZM210 231H211V229H210ZM250 231V230H249ZM79 232V233H78ZM135 232V233H134ZM246 232V231H245ZM253 232V231H252ZM76 233V234H75ZM50 232L49 233H47L46 234V237H48V236H50ZM75 234V235H74ZM43 235V234H42ZM41 235V236H42ZM85 235H87V234H85ZM219 235V234H218ZM243 235H245V233H243ZM250 235V234H249ZM256 235V234H255ZM92 236V235H91ZM180 236V235H179ZM213 236V235H212ZM32 237H33V235H32ZM89 237V236H88ZM245 237V236H244ZM257 237V236H256ZM181 238V237H180ZM40 239V238H39ZM38 239V240H39ZM83 239V238H82ZM90 239V238H89ZM177 239V238H176ZM215 239V238H214ZM229 239V238H228ZM244 239V238H243ZM41 241H42V238L40 239ZM77 240V239H76ZM217 240H219V239H217ZM217 240H215V243H216V246L217 245H220V246H222V244H220V240L219 241H217ZM79 241V240H78ZM97 241V242H98ZM151 241V242H150ZM172 241V240H171ZM246 241V240H245ZM147 242V243H146ZM150 242V243H149ZM236 242H238V241H236ZM259 242V241H258ZM79 243V242H78ZM77 243V244H78ZM92 243V242H91ZM222 243V242H221ZM75 244H76V242H75ZM214 244V243H213ZM118 245V246H117ZM130 245V244H129ZM76 246V245H75ZM132 246V245H131ZM167 246V247H166ZM127 247H129V246H127ZM95 248V247H94ZM131 248V247H130ZM184 248V247H183ZM217 248V247H216ZM215 248V249H216ZM76 249H77V247H76ZM80 249V248H79ZM110 249V248H109ZM126 249V248H125ZM118 250H119V248L117 249V252H118ZM122 250H123V248H122ZM97 251V250H96ZM127 251V250H126ZM219 251V250H218ZM46 252V251H45ZM77 252V251H76ZM123 252V251H122ZM56 253V252H55ZM131 253V252H130ZM139 253V254H140ZM48 254V253H47ZM57 254V253H56ZM55 254V255H56ZM76 254V253H75ZM115 254V253H114ZM118 254H119V252H118ZM120 254H121V252H120ZM110 256H112L111 254H109ZM152 255V254H151ZM106 256V255H105ZM116 256V255H115ZM138 256V255H137ZM39 257H41V256H39ZM57 257V256H56ZM139 257H140V255H139ZM122 258V257H121ZM124 258H125V256H124ZM166 259H168L172 264H205V263H203V262H201V261H198V260H195V259H192L190 256L188 257V256H186V255H184L183 253H182V249H181V247L180 248H178V249H175V251L174 252H172V250H171V254L170 255H167L166 257H165ZM51 259H52V257H51ZM71 259H73V260H71ZM75 259H77V258H75ZM116 259V258H115ZM114 259V261H117L118 260V257H117V260H115ZM126 259V258H125ZM135 259V258H134ZM141 259V258H140ZM260 259V261H257V258L256 259H254V258H248V259H246V260H243V261H238L237 259H235V258H233V259H231V264H264V260H262V259H264V258H258V260ZM48 260H50V259H48ZM112 260V259H111ZM130 260V259H129ZM143 260V259H142ZM33 261V260H32ZM38 261V260H37ZM131 261V260H130ZM141 261V260H140ZM51 262H52V260H51ZM60 262H59V264H60ZM131 262H134L133 260L131 261ZM135 262H137V260L135 261ZM134 262V263H135ZM50 263V262H49ZM114 263V262H113ZM117 264H118V262H116ZM126 263H129V262H126ZM39 264V263H38ZM51 264V263H50ZM112 264V263H111ZM115 264V263H114ZM149 264V263H148ZM151 264V263H150Z\"/></svg>", "mask_w": 264, "mask_h": 264}]
</instances>
